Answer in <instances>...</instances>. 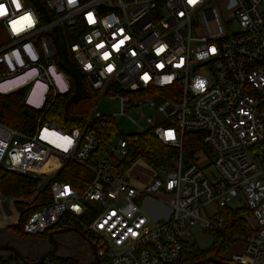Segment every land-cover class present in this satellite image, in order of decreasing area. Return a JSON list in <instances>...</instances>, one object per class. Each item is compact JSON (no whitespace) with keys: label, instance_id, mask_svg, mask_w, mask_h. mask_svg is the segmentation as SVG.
<instances>
[{"label":"built area","instance_id":"2783aa9c","mask_svg":"<svg viewBox=\"0 0 264 264\" xmlns=\"http://www.w3.org/2000/svg\"><path fill=\"white\" fill-rule=\"evenodd\" d=\"M40 1L49 23L29 0H0V95L24 91L25 105L43 113L32 135L0 123V168L43 183L72 162L91 177L81 190L52 183L51 203L28 218L25 233L39 236L70 213L100 241L101 264H176L195 226L223 231L228 219L220 211L245 208L255 233L235 236L245 249L231 260L264 264V0ZM58 32L99 97L118 101L120 116L139 114L138 122L128 116L138 133L152 131L180 151L171 172L136 186L122 169L133 153L126 139L98 155L95 132L44 121L50 98L72 89L59 66ZM188 133H200L214 156L211 178L201 166L206 153L184 158ZM53 155L58 163L45 171ZM7 200L0 192V208ZM148 200L167 204L170 215L152 219ZM42 264L55 263L47 257Z\"/></svg>","mask_w":264,"mask_h":264},{"label":"trees","instance_id":"16d2710c","mask_svg":"<svg viewBox=\"0 0 264 264\" xmlns=\"http://www.w3.org/2000/svg\"><path fill=\"white\" fill-rule=\"evenodd\" d=\"M40 3L43 5L41 1ZM79 32H81L80 26L76 27L71 33ZM70 41L71 44H74L77 39L71 37ZM65 50L67 64L71 65L73 71L81 76L85 86L78 101L72 103L70 110L67 112L66 104L76 92V86L72 79L70 93L50 98L45 107L44 121H54L59 128L67 132L84 127L89 131L95 132L100 140L98 155L106 152V148L112 140L123 137L129 142L133 150L131 160L124 161L122 164L124 171H128L135 161L142 160L157 175L171 172L174 169V162L180 153L178 149L164 145L154 136L152 131L124 136L120 132L119 125L114 118L106 115L92 116L93 102L99 97V94L85 81L81 71L73 63L72 57L67 51L66 44ZM24 97V91L9 96L0 95V123L16 129L25 135H32L43 113L42 111L25 105ZM198 152H209L208 148L202 142L200 133L186 134L183 145V156L186 161H191ZM90 177V169L72 162L67 163L54 178L43 183L39 179L0 168V192L5 197L15 200L14 206L20 215L18 223L8 226L6 231L17 238L31 240L35 237L47 238L48 234L57 227L66 228L74 226L83 230V225L86 224V220L70 213H66L54 228L47 230L39 236L26 234L24 225L33 213L51 203L52 183L56 181L65 182L81 190L87 186ZM220 213L227 217L228 223L223 231H208L213 237L212 245L204 249L196 242L187 243L182 259L176 264H238L225 260L222 257L227 255L238 242V240L234 239L236 235L249 236L255 233V228L249 219L250 213L245 208H229L221 210ZM99 244L98 250L102 248L100 241ZM9 253L6 258L0 257V264H22L14 254ZM52 260L55 264H76L75 260L65 257L52 256Z\"/></svg>","mask_w":264,"mask_h":264},{"label":"rangeland","instance_id":"374dc122","mask_svg":"<svg viewBox=\"0 0 264 264\" xmlns=\"http://www.w3.org/2000/svg\"><path fill=\"white\" fill-rule=\"evenodd\" d=\"M52 16V15H51ZM6 41V35L0 31V44H3ZM26 78H22L17 83H21ZM56 80L59 81V78L56 77ZM32 102V99L30 100ZM93 110H92V116L97 115H111L116 117L117 123L119 125L120 132L124 136L133 135L139 132V128L128 118L130 116L135 121H140L141 116L135 112H129L126 114V116H120L121 113V107L118 101L111 100L108 96H100L96 98L93 102ZM150 116L149 112L146 111L145 117L148 118ZM143 127L148 128L149 125L147 124V119H144L141 124ZM122 138V137H118ZM206 159L201 162L202 168L206 171L209 178L212 177L211 175V169H212V163L214 162V156L210 152H206ZM55 163H58V157L53 155L51 159L49 160V163L45 167V171L54 167ZM155 173V172H154ZM153 173V170L145 164L142 160L135 161L131 168L128 170L127 175L130 178L131 182L136 186H145L147 185L152 177L155 175ZM14 199L9 198V201L3 205V208H0V214L2 215L3 212L7 213L9 216V221L4 222L0 221V245L3 243L11 242V244L15 243V241L11 240L12 238H15L14 235L10 234L8 231H6V228L10 226L11 222L12 224H17L19 221V213L17 212L15 206H14ZM232 209H241V208H232ZM73 234L71 232L65 233L63 236L65 238H70ZM31 244L26 246L22 242L23 245L22 253L25 257H32L34 255V252L37 251L38 246L41 243V240L39 238H32ZM190 242H196L201 248H209L213 243V237L212 235L202 228L195 226L191 230V237ZM245 244L243 241L239 240L229 251V253L222 258L228 261H232L231 257L236 254H241L244 252ZM61 249L59 253L56 255L59 257H62L65 252ZM9 251H0V257L6 258L9 255Z\"/></svg>","mask_w":264,"mask_h":264},{"label":"flooded vegetation","instance_id":"af4514ba","mask_svg":"<svg viewBox=\"0 0 264 264\" xmlns=\"http://www.w3.org/2000/svg\"><path fill=\"white\" fill-rule=\"evenodd\" d=\"M81 85H82V88H84L85 84L83 83V81H81ZM82 91H79L78 93H81ZM67 228L79 229L74 226H70L66 228L57 227L53 229L51 232H57V231H61ZM69 232L73 234L70 238H65L63 236H60V235H64L65 233L58 234V235H55L54 237H51V240L55 244L57 243V246H58L57 253H59V251L63 249L64 250L63 252L65 253L62 257L75 260L76 264H97V256L95 252H97L98 254V248L100 245L99 241L85 233L84 235H81L79 232H75V231H69ZM49 234L47 238H44V237L39 238L41 242H44V243H41L38 246L37 251L34 252V255L32 257H28L30 260H37L46 252L53 250V246H50V244L48 243ZM11 240L15 241V243L14 244L12 243V244L17 246L21 250V252H22V249L24 248L21 242L26 246L31 244L30 240H25L23 238L15 237V238H12Z\"/></svg>","mask_w":264,"mask_h":264},{"label":"water","instance_id":"95a60500","mask_svg":"<svg viewBox=\"0 0 264 264\" xmlns=\"http://www.w3.org/2000/svg\"><path fill=\"white\" fill-rule=\"evenodd\" d=\"M36 8V10L42 15L43 17V22L44 23H49L51 21L50 17H49V14L46 10V8L40 3V0H29ZM58 35V41H57V46L59 48V66L61 68H63L65 71H67L72 79H73V82L76 86L75 90L76 92L74 93V95L71 97V99L67 102L66 104V111L68 112L70 110V107H71V104L74 103V102H77L79 97H80V94L81 93H78L79 91H82V85H81V76L79 74H77L75 71H73L72 69V66L67 64V61H66V50H65V41L63 39V37L61 36V34L58 32L57 33ZM69 231H75V232H79L81 235H84V232H82L81 230L79 229H74V228H67V229H64V230H61V231H57V232H51L49 234V240H48V243L50 244V246H53V250L49 251V252H46L45 254H43L40 258H38L37 260H29L27 259L23 253L21 252V250L11 244V242H7V243H3L0 245V251H9L11 252L12 254H14L22 264H42L43 261L47 258V257H52V256H55L57 251H58V246H57V243L55 244L52 240H51V237H54L55 235H58V234H63V233H66V232H69ZM55 241V240H54ZM96 253V256H97V264H101V259L99 257V255Z\"/></svg>","mask_w":264,"mask_h":264},{"label":"crops","instance_id":"0c3cea01","mask_svg":"<svg viewBox=\"0 0 264 264\" xmlns=\"http://www.w3.org/2000/svg\"><path fill=\"white\" fill-rule=\"evenodd\" d=\"M36 88V92H40L43 89V86L37 84ZM144 209L152 219L158 220L167 218L171 213V210L167 204H161L150 200L145 202Z\"/></svg>","mask_w":264,"mask_h":264},{"label":"snow or ice","instance_id":"6c2138e0","mask_svg":"<svg viewBox=\"0 0 264 264\" xmlns=\"http://www.w3.org/2000/svg\"><path fill=\"white\" fill-rule=\"evenodd\" d=\"M191 3H194L195 0H190ZM4 9L2 7H0V15H3L4 14ZM169 135H171V133H169Z\"/></svg>","mask_w":264,"mask_h":264}]
</instances>
